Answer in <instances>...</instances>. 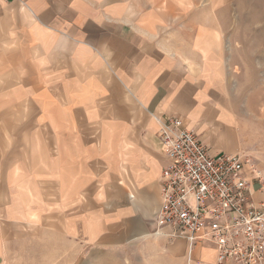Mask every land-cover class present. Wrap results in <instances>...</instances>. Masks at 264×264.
I'll return each mask as SVG.
<instances>
[{"label":"crops","instance_id":"1","mask_svg":"<svg viewBox=\"0 0 264 264\" xmlns=\"http://www.w3.org/2000/svg\"><path fill=\"white\" fill-rule=\"evenodd\" d=\"M199 1L0 0V264L25 241L98 264H187L186 240L157 223L165 117L213 155H245L264 199L217 68L229 0Z\"/></svg>","mask_w":264,"mask_h":264},{"label":"built area","instance_id":"2","mask_svg":"<svg viewBox=\"0 0 264 264\" xmlns=\"http://www.w3.org/2000/svg\"><path fill=\"white\" fill-rule=\"evenodd\" d=\"M159 121L167 163L158 226L186 240L187 264H264V199L256 200L251 188L260 172L247 178L243 154H211L181 118ZM201 248L216 252L213 263L196 261Z\"/></svg>","mask_w":264,"mask_h":264},{"label":"rangeland","instance_id":"3","mask_svg":"<svg viewBox=\"0 0 264 264\" xmlns=\"http://www.w3.org/2000/svg\"><path fill=\"white\" fill-rule=\"evenodd\" d=\"M207 2L200 0L197 9L209 7ZM224 10L222 20H225V41L222 49L217 48L221 52V64L217 68L224 78L229 105L243 119L246 127V147L250 149V158L264 169L262 4L259 0H229L225 3ZM59 245L58 241L18 242L14 247L22 255L11 258V264H98L101 259L97 254L92 255L86 251L83 256H75V252L71 250L59 255ZM204 255L210 257L205 251Z\"/></svg>","mask_w":264,"mask_h":264}]
</instances>
